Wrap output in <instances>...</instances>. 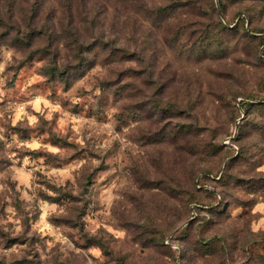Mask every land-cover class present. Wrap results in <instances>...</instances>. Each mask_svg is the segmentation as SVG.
<instances>
[{
	"label": "rangeland",
	"instance_id": "374dc122",
	"mask_svg": "<svg viewBox=\"0 0 264 264\" xmlns=\"http://www.w3.org/2000/svg\"><path fill=\"white\" fill-rule=\"evenodd\" d=\"M0 16V264H264V0Z\"/></svg>",
	"mask_w": 264,
	"mask_h": 264
},
{
	"label": "trees",
	"instance_id": "16d2710c",
	"mask_svg": "<svg viewBox=\"0 0 264 264\" xmlns=\"http://www.w3.org/2000/svg\"><path fill=\"white\" fill-rule=\"evenodd\" d=\"M0 20H1V16H0ZM197 182V189L199 190H202V191H207V192H213V194L215 195V192L212 191V190H208V189H204V188H201V185H203V177H200L198 178V180L196 181ZM196 182H195V186H196ZM146 200V199H145ZM148 202V205L151 206L153 204V202H151L150 200H146Z\"/></svg>",
	"mask_w": 264,
	"mask_h": 264
},
{
	"label": "water",
	"instance_id": "95a60500",
	"mask_svg": "<svg viewBox=\"0 0 264 264\" xmlns=\"http://www.w3.org/2000/svg\"><path fill=\"white\" fill-rule=\"evenodd\" d=\"M238 122V121H237Z\"/></svg>",
	"mask_w": 264,
	"mask_h": 264
}]
</instances>
